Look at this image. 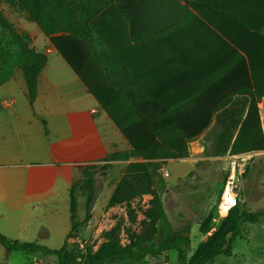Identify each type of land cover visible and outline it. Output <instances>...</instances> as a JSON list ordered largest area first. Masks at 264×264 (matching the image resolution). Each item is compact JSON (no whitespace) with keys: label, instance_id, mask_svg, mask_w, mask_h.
<instances>
[{"label":"trees","instance_id":"16d2710c","mask_svg":"<svg viewBox=\"0 0 264 264\" xmlns=\"http://www.w3.org/2000/svg\"><path fill=\"white\" fill-rule=\"evenodd\" d=\"M2 2L24 13L48 38L129 145L126 151L107 154L105 164L83 168L81 180L71 185L70 230L59 249L0 235L7 252L20 251L54 264L139 262L168 251L177 253L178 264H209L218 256L230 257L242 224L264 217V209L249 213L238 204L188 257L189 232L172 229L147 162L186 159L188 144L212 119L210 156L264 151L258 108L264 96V0ZM0 29L13 46H0V85L20 70L32 104L46 57L17 32L1 8ZM129 160L106 206L150 196L141 230L130 232L123 245L113 227L96 251L90 246L82 253L69 240L90 220L95 174L108 170V162ZM77 189L84 197L82 220L76 218ZM211 228L208 221L200 232L207 234ZM155 235L161 240L152 247Z\"/></svg>","mask_w":264,"mask_h":264},{"label":"rangeland","instance_id":"374dc122","mask_svg":"<svg viewBox=\"0 0 264 264\" xmlns=\"http://www.w3.org/2000/svg\"><path fill=\"white\" fill-rule=\"evenodd\" d=\"M0 8L16 29L28 30L30 37L35 40L34 45L36 47L46 43L44 35L24 13L10 9L4 2L1 3ZM0 46L13 47L8 36L1 29ZM261 102H263V106H260V113L263 116L261 128L264 137V96ZM212 130L213 128L209 127L192 141L193 143H200L203 147L199 154L193 157L194 160H172L166 163L165 160L147 162L153 187L161 199L172 229H187L189 232L190 251L188 257L200 242H204L209 235L218 229L225 218L218 217L216 205L223 187L228 163L209 155L213 143ZM237 155L246 156L243 171L248 170L245 176L241 175L239 181L240 201L238 207L240 210L254 213L264 209V151ZM116 169L117 167L114 170L109 168L104 172H97L94 176L95 200L90 220L81 227L77 238L69 240V243L77 247L82 253H85V248L90 246L92 251H96L105 241L104 234L113 227L118 228L120 242L123 245L128 243L130 232L138 233L141 230L140 222L144 218V211L148 207L150 196L146 195L131 201L128 205L123 204L112 208H108L105 204L111 190L121 176V172L117 173ZM165 173L168 174V177L164 176ZM81 177V171H79L78 174L74 173L71 179L69 176L68 180L60 182L65 185L60 187L56 209H41L30 213L28 216L30 228L40 224L42 225V233L41 237H26L25 235V238H28L25 242H35L52 250H57L63 245L70 230L68 188L74 182L80 181ZM74 193L76 218L82 220L84 217V197L78 189ZM7 220L0 217L1 232L8 224ZM18 220L20 219L18 218ZM208 221L212 224V228L207 234H202L200 232L201 226ZM5 234V236L0 235L9 240H22L19 233L14 229ZM160 240V236L155 235L150 245L156 247ZM2 262L7 264H54L53 261L50 263L43 259L38 260L32 255L20 251L8 253L0 244V263ZM117 264H178V261L177 253L168 251L156 257L147 256L139 262L126 261ZM209 264H264V217L258 218L255 223H243L240 235L232 243L231 256H218Z\"/></svg>","mask_w":264,"mask_h":264},{"label":"crops","instance_id":"0c3cea01","mask_svg":"<svg viewBox=\"0 0 264 264\" xmlns=\"http://www.w3.org/2000/svg\"><path fill=\"white\" fill-rule=\"evenodd\" d=\"M17 32L46 57L32 104L20 70L0 85V217L8 219L0 234L14 229L19 241H25V235L41 237L42 225L30 228L28 216L57 208L62 180L86 166L105 164L107 154L126 151L129 145L48 38L36 47L27 29ZM260 106L263 102L258 104L262 122ZM213 124L214 119L206 129ZM188 145L186 160L191 161L203 147L198 142ZM130 161L108 163L122 175ZM68 209L70 221V203Z\"/></svg>","mask_w":264,"mask_h":264},{"label":"built area","instance_id":"2783aa9c","mask_svg":"<svg viewBox=\"0 0 264 264\" xmlns=\"http://www.w3.org/2000/svg\"><path fill=\"white\" fill-rule=\"evenodd\" d=\"M245 155H225L218 159L225 160L228 163V169L224 174L223 187L216 205L218 217H226L227 214L239 204V181L243 174L245 166ZM168 177V174H164Z\"/></svg>","mask_w":264,"mask_h":264}]
</instances>
